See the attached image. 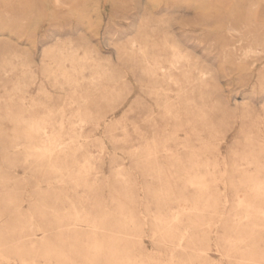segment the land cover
<instances>
[{
	"label": "rangeland",
	"instance_id": "obj_1",
	"mask_svg": "<svg viewBox=\"0 0 264 264\" xmlns=\"http://www.w3.org/2000/svg\"><path fill=\"white\" fill-rule=\"evenodd\" d=\"M5 1L0 264H261L264 0Z\"/></svg>",
	"mask_w": 264,
	"mask_h": 264
},
{
	"label": "bare ground",
	"instance_id": "obj_2",
	"mask_svg": "<svg viewBox=\"0 0 264 264\" xmlns=\"http://www.w3.org/2000/svg\"><path fill=\"white\" fill-rule=\"evenodd\" d=\"M97 0H94V2H96ZM6 3H9V1H5ZM55 2L56 3H58V4H55ZM66 1L65 0H54V6H55V11H54V14H56V11H61L63 8H64V6H65V3ZM44 3V2H43ZM89 3H92V2H89ZM45 4V3H44ZM45 5H47V4H45ZM58 5V6H57ZM49 7H50V5H49ZM53 8V7H52ZM33 9V8H32ZM31 9V10H32ZM45 9V8H44ZM46 9L47 10H50L48 7H46ZM45 9V10H46ZM88 9V8H87ZM35 10H37V9H35ZM72 11V10H71ZM33 12V11H32ZM49 12V11H48ZM48 12H47V14H48ZM85 12H86V10H85ZM84 12V13H85ZM178 12V11H177ZM28 13V12H27ZM69 13V12H68ZM33 14V13H32ZM31 14V12H30V14H29V16L30 15H32ZM70 14V13H69ZM74 14V13H73ZM27 15V14H26ZM40 15V14H39ZM79 15V14H78ZM34 16H35V14H34ZM73 16V15H72ZM74 16H75V14H74ZM76 16H77V14H76ZM28 17V16H27ZM44 17V16H43ZM71 17V16H70ZM42 18V17H41ZM50 18V17H49ZM79 18H80V16H79ZM78 17H77V19H79ZM32 19V18H31ZM34 20H35V17L33 18ZM44 19V18H43ZM37 20V19H36ZM35 20V21H36ZM45 20V19H44ZM51 20H52V18H51ZM33 22V25L35 26V23L37 24V22ZM46 21V20H45ZM47 21H48V19H47ZM46 21V22H47ZM54 21V20H53ZM255 21V20H254ZM9 22V21H8ZM18 22V21H17ZM28 22V21H27ZM30 22H31V20H30ZM83 22H84V20H83ZM20 23H22V22H20ZM32 23V22H31ZM53 23V22H52ZM85 23V22H84ZM258 23V22H257ZM16 24V23H15ZM14 24V25H15ZM25 24H27V23H25ZM5 25V24H4ZM28 25V24H27ZM30 23H29V26L28 27H30ZM85 25H86V23H85ZM33 26V27H34ZM152 26V25H151ZM159 26V25H158ZM1 27V26H0ZM27 27V26H26ZM25 27V28H26ZM35 28H37V26H35ZM155 28V27H154ZM31 30V29H30ZM34 30V29H33ZM36 30V29H35ZM150 30V29H149ZM157 30V29H156ZM231 30V29H230ZM32 31V30H31ZM84 31V30H83ZM36 32H37V30H36ZM156 32V31H155ZM246 32V31H245ZM159 33V32H158ZM151 34V33H150ZM148 35V34H147ZM154 35V34H153ZM170 36V35H169ZM248 36V35H247ZM255 36V35H254ZM147 37H149V36H147ZM154 37V36H153ZM171 37V36H170ZM249 37H250V35H249ZM131 38V37H130ZM247 38V37H246ZM263 39V38H262ZM163 41V40H162ZM134 42V41H133ZM174 42V41H173ZM249 42V41H248ZM162 43V42H161ZM146 44V43H145ZM167 44V43H166ZM71 45V44H70ZM125 45V44H124ZM65 46V45H64ZM22 47V46H21ZM20 47V48H21ZM68 47V46H67ZM71 47V46H70ZM69 47V48H70ZM173 47V46H172ZM61 48V47H60ZM145 48V47H144ZM144 48H142V49H144ZM147 48V47H146ZM152 48V47H151ZM19 49V48H18ZM62 49V48H61ZM65 49V48H64ZM68 49V48H67ZM232 49V48H231ZM71 50L72 49H70L69 51L71 52ZM75 50H78V49H75ZM121 50V49H120ZM147 50V49H146ZM177 50H178V48H177ZM23 51V50H22ZM69 51H68V53H69ZM128 51V50H127ZM134 51V50H133ZM170 51H173V50H170ZM26 52V51H25ZM51 52V51H50ZM73 52V51H72ZM78 52V51H77ZM139 52V51H138ZM146 52V51H145ZM178 52H180V51H178ZM22 54L24 53V52H21ZM21 54V55H22ZM75 54V53H74ZM78 54V53H77ZM171 54H173V53H171ZM230 54V53H229ZM86 57H88V55H87V53H86V55H85ZM135 56V55H134ZM180 56H181V54H180ZM228 56V55H227ZM249 56V55H248ZM17 57V60L20 58V57H22V56H15V58ZM26 57V56H25ZM67 57L68 58H72V55H67ZM141 57V56H140ZM144 57V56H143ZM59 58H61V59H65V55H64V53L63 52H61L60 54H59ZM184 58H186V57H184ZM232 58V57H231ZM28 59V58H27ZM133 59V58H132ZM134 59H135V57H134ZM138 59H140L139 57H138ZM21 59H19V61H20ZM142 60V59H141ZM135 61V60H134ZM150 61H152V60H150ZM66 62V61H65ZM153 62V61H152ZM21 63L22 64H24V63H26L25 61H23V60H21ZM164 65L165 64H167V63H164V62H162ZM66 64V63H65ZM80 64V63H79ZM175 66H177V62H175ZM168 65V64H167ZM172 65H174V63L172 64ZM78 66V65H77ZM92 66V65H91ZM182 66V65H181ZM55 68V67H54ZM83 68H84V66H83ZM183 68H185V67H183ZM72 70V69H71ZM166 70H168V69H166ZM181 70V69H180ZM198 70V69H197ZM160 71V70H159ZM194 71V70H193ZM205 71V70H204ZM55 72V71H54ZM53 72V73H54ZM75 72H77V71H75ZM162 72H163V70H162ZM182 72V71H181ZM27 74V73H30V74H32V71H27V72H23V74ZM205 73V72H204ZM8 74V73H7ZM56 74V73H55ZM149 74V73H148ZM168 74V73H167ZM171 74H172V72H171ZM170 74V75H171ZM207 74V73H206ZM61 75H62V73H61ZM145 75H146V73H145ZM176 75V74H175ZM174 76V75H173ZM148 77V76H147ZM203 77V76H202ZM68 78H69V76H68ZM70 78H71V76H70ZM169 78V77H168ZM182 78V77H181ZM185 79V78H184ZM94 80H96V78L94 77V79H93V81ZM197 81H199V80H197ZM75 91L77 92L78 90H79V82L78 81H76L75 80ZM169 87V86H168ZM192 89V88H191ZM166 101V100H165ZM68 102H70V101H68ZM73 103V102H72ZM168 103V102H167ZM69 104V103H68ZM188 104H190V103H188ZM248 105V104H247ZM70 106V105H69ZM72 106V108H73V105H71ZM170 106V105H169ZM9 107H11V106H9ZM65 108H66V106H64ZM63 107V108H64ZM174 107V106H173ZM176 107V106H175ZM71 108V107H70ZM11 109V108H10ZM63 110V109H62ZM72 111V110H71ZM65 112V111H64ZM76 112H78V111H76ZM185 112V111H184ZM66 113V112H65ZM80 113H81V111H80ZM121 113V112H120ZM64 114V113H63ZM79 114V113H78ZM167 114V113H166ZM170 114H171V112H170ZM201 114V113H200ZM164 115V114H163ZM170 117V116H169ZM176 117H179V116H175V119H176ZM181 117V116H180ZM179 117V118H180ZM70 118V117H69ZM77 119H78V117H77ZM174 119V120H175ZM181 120H183L182 118H180ZM177 120V119H176ZM198 121H200V120H198ZM180 122V120L178 119V123ZM184 121H182V123H183ZM195 122V121H194ZM63 123H65V122H63ZM181 123V124H182ZM200 123V122H199ZM72 124V123H71ZM180 124V123H179ZM206 125V124H205ZM62 126H64V124L62 125ZM192 126H193V124H192ZM202 126V125H201ZM75 127V126H74ZM185 127V126H184ZM196 127H197V125H196ZM208 127V126H207ZM62 128V127H61ZM204 128V127H203ZM176 129V128H175ZM205 129V128H204ZM33 130V129H32ZM206 130V129H205ZM37 131V130H36ZM181 131V130H180ZM174 132V131H173ZM193 132V131H192ZM175 133V132H174ZM178 133V132H177ZM171 134H172V132H171ZM173 136H174V134H172ZM195 135V134H194ZM46 136V135H45ZM175 136L176 137H178V135L177 134H175ZM48 137H50L49 135H48ZM53 137V138H52ZM51 138L52 139H54V143H51V148H46V149H44L46 152H49V153H51V154H53L54 152H55V150H60L62 147H64L65 145H68V144H70V141L73 139V137L71 136V135H66V137L65 138H61L60 137V135H58V134H54L53 136H52ZM159 139V138H158ZM46 141V140H45ZM87 141V140H86ZM72 142V141H71ZM167 142H169L168 140H167ZM181 143V142H180ZM257 144V143H256ZM260 146V145H259ZM203 147V146H202ZM250 147V146H249ZM255 147V146H254ZM182 148V147H181ZM256 149V148H255ZM254 149V150H255ZM187 150V149H186ZM249 150V149H248ZM24 151V150H23ZM194 151V150H193ZM192 151V152H193ZM203 151V150H202ZM259 151V150H258ZM171 152V151H170ZM174 152H176V151H174ZM178 152V151H177ZM264 152V151H263ZM169 153V152H168ZM172 154H173V152H172ZM157 156V155H156ZM174 156H176L175 154H174ZM173 156V157H174ZM243 156V155H242ZM259 156V155H258ZM151 157V156H150ZM152 159V158H151ZM166 159V158H165ZM225 162V161H224ZM221 164H223V163H221ZM225 165V164H224ZM205 167V166H204ZM217 168V167H216ZM40 169V168H39ZM215 169V168H214ZM218 170H220V169H217V171ZM214 171V170H213ZM216 171V170H215ZM223 171H225V170H223ZM193 173V172H192ZM218 173H219V171H218ZM225 173H226V171H225ZM221 174V173H220ZM224 174V173H223ZM219 177H220V175H218ZM207 178V177H206ZM217 178V177H216ZM221 178V177H220ZM219 178V179H220ZM224 178H225V176H224ZM222 179V178H221ZM217 181V180H216ZM215 181V182H216ZM199 182V184H200V181H198ZM208 182H210V181H208ZM218 182H216V184H217ZM193 184V183H192ZM191 184V185H192ZM202 185V184H201ZM214 185H215V183H214ZM222 186V185H221ZM260 186V185H259ZM199 187V186H198ZM202 187V186H201ZM201 189V188H200ZM256 191V190H255ZM221 194V193H220ZM255 195H256V193H255ZM221 196H222V194H221ZM256 196H258V194L256 195ZM264 196V195H263ZM202 199H204V197L202 198ZM227 201V200H226ZM226 203V202H225ZM207 206V205H206ZM208 208H210V207H208ZM77 218V217H76ZM80 220V219H79ZM83 223V222H82ZM145 223V222H144ZM85 224V223H84ZM147 224V223H146ZM239 225H240V223H239ZM145 228H146V226H145ZM245 228V227H244ZM243 228V230H245ZM262 229V228H261ZM264 229V228H263ZM251 230V229H250ZM255 230V229H254ZM38 231V230H37ZM232 231V230H231ZM253 235V234H252ZM249 236V235H248ZM247 236V237H248ZM184 237V236H183ZM250 239V238H249ZM248 239V240H249ZM136 240V239H135ZM216 240V239H215ZM241 241V240H240ZM238 242V241H237ZM243 242V241H242ZM244 244V243H243ZM181 249V248H180ZM95 250V249H94ZM94 255V254H93ZM1 258V257H0ZM92 258V257H91ZM246 259V258H245ZM124 260V259H123ZM242 260V259H241ZM10 261V260H9ZM135 261V260H134ZM47 262V261H46ZM7 263H8V261H7ZM149 263V262H148Z\"/></svg>",
	"mask_w": 264,
	"mask_h": 264
},
{
	"label": "clouds",
	"instance_id": "obj_3",
	"mask_svg": "<svg viewBox=\"0 0 264 264\" xmlns=\"http://www.w3.org/2000/svg\"><path fill=\"white\" fill-rule=\"evenodd\" d=\"M173 51H176V49H173ZM233 51H235V49H233ZM249 61H251L250 65ZM226 67L231 75L238 80L251 79L253 74H256L259 76L261 82H264V48H262L258 53H255L252 57H246L236 63L228 64ZM204 80L211 83L214 80L213 73H207L204 76ZM70 264H74V262H70ZM89 264H141V262L126 259L101 260L97 257L90 260ZM191 264H195V261H192ZM261 264H264V261H261Z\"/></svg>",
	"mask_w": 264,
	"mask_h": 264
}]
</instances>
